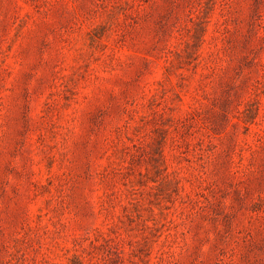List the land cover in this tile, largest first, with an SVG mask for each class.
<instances>
[{
	"label": "rangeland",
	"instance_id": "obj_1",
	"mask_svg": "<svg viewBox=\"0 0 264 264\" xmlns=\"http://www.w3.org/2000/svg\"><path fill=\"white\" fill-rule=\"evenodd\" d=\"M0 264H264V0H0Z\"/></svg>",
	"mask_w": 264,
	"mask_h": 264
}]
</instances>
